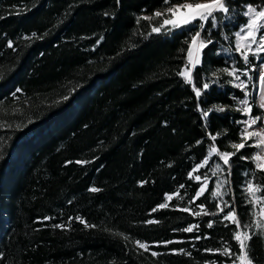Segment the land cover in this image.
Returning <instances> with one entry per match:
<instances>
[{"label":"trees","instance_id":"1","mask_svg":"<svg viewBox=\"0 0 264 264\" xmlns=\"http://www.w3.org/2000/svg\"><path fill=\"white\" fill-rule=\"evenodd\" d=\"M227 3L215 28L205 22L198 43H212L190 67L198 27L153 33L165 16L138 19L164 0H0V264H233L224 250L239 254L236 231L252 235L249 256L264 264L257 146L231 147L241 109L262 113L253 91L264 52L245 63L235 34L247 5L264 0ZM220 152L235 155L225 165ZM229 206L239 229L224 219Z\"/></svg>","mask_w":264,"mask_h":264},{"label":"snow or ice","instance_id":"2","mask_svg":"<svg viewBox=\"0 0 264 264\" xmlns=\"http://www.w3.org/2000/svg\"><path fill=\"white\" fill-rule=\"evenodd\" d=\"M164 4L167 5L164 12L156 11L153 13L152 16H144L140 17L138 19H144V20H152L154 18H158L161 16H165L166 18L163 19L162 23L159 27H153L152 32L153 33H159L161 32L162 28L165 26H170V28H182L187 27L190 25L198 27L199 30H197L194 35L191 36V45L188 48V57L189 62L193 64V66L200 64V58L199 53L208 46V44L212 43V41L209 39L207 41L200 40L199 45L197 46V40L201 38L202 31L205 28V22H208L211 20L212 27H216V13H222L227 14L230 12V7L228 6L227 0H188V2H185V0H164ZM244 16L249 17L247 19L245 25L241 27L240 31L236 32V36L241 41H251V44H257V48L253 55L256 53L264 52V32H261L262 29H264V9L257 10L256 7H254L251 4L247 5V11L243 13ZM199 21L200 23L197 25L196 22ZM245 33L244 35H241V33ZM259 35V40H257V35ZM35 35V34H33ZM251 44H238L236 51L241 53L243 60L245 63L249 61V53L252 52ZM11 46V45H10ZM247 49V50H245ZM194 51L196 53V57L193 60V54ZM223 73H226L228 76L234 77L235 80H240V75L237 73L240 71L238 68L233 67L231 70L229 68L225 67L220 70ZM179 75L185 77V79L191 83L192 81V75L190 70L188 71H182L178 73ZM247 75V73H244ZM215 75V73L213 74ZM259 81L261 84H264V70L260 71ZM209 83H203L202 88L201 87H195L194 91L197 98H199L202 95V89L207 90L209 88ZM236 87L240 88L241 90H244L247 85L242 81L241 83L237 84ZM247 96V93H245ZM65 100L68 99V97H64ZM241 104H248L247 99L241 100ZM261 107H264V104L261 105ZM219 111H224L225 109L223 107L218 108ZM246 114L251 115L252 109L250 106L245 107L241 109ZM209 115L208 111H203V116L207 117ZM258 121H264V117L261 116H253L250 123L248 121H244L243 123L248 125V128H245L243 130L242 134V142L240 143H234L231 145L233 149H235L237 152L241 149H244L246 147L247 141L252 139L253 137H260L264 135V129H261L258 132L249 131L248 129L251 128L253 125H256ZM211 139L213 141L216 140L215 135H211ZM199 143V142H198ZM257 146H264V139L260 140ZM218 150L215 147L210 148V154L212 152H217ZM220 158L223 160L224 164H229V159L232 155H235V153H228V152H220L218 153ZM244 159H247V157H241ZM256 161H264V156L256 155L255 156ZM207 163V161H205ZM204 165H198L197 167H203ZM219 168V165H217ZM256 167L262 171H264V163H257ZM191 176V173L189 174ZM196 180H200V176L195 177ZM183 187V185L181 186ZM91 191L95 192L98 191L96 188H92ZM205 191V188L202 186L199 191L196 192V196L199 197L203 194ZM248 191H253V186L251 183L248 184ZM218 194V193H216ZM167 199L170 201L172 199V196H167ZM168 205L166 203L160 204L159 208H166ZM153 211H156V209H153ZM183 211H189V209L185 208ZM223 212V209H221ZM261 215H264V209L260 210ZM196 215H199L200 213H195ZM207 214V213H205ZM225 220H232L236 223L237 229L241 228V225L239 221L236 220V215L232 210V207L229 206V211L224 216ZM152 221H149L151 223ZM258 227H264V225H261L258 223ZM55 227H61L60 225H55ZM208 227H212V224L209 223ZM185 232H192L193 228L188 227L183 229ZM239 242V254L236 253H230L229 249L224 250V255H235L236 260L239 261V264H253V259L250 258L249 252H248V244H246L245 241H250L252 239V235L247 232H241L236 231L235 237ZM199 239V237H197ZM138 244H140L139 241H137ZM141 248H146L144 244H140ZM207 251H212L211 249H207ZM152 255H157V253L153 252ZM236 260L233 261V264H236Z\"/></svg>","mask_w":264,"mask_h":264},{"label":"rangeland","instance_id":"3","mask_svg":"<svg viewBox=\"0 0 264 264\" xmlns=\"http://www.w3.org/2000/svg\"><path fill=\"white\" fill-rule=\"evenodd\" d=\"M185 2H188V0H185ZM166 8V7H165ZM165 8L162 10L164 12ZM257 8V7H256ZM264 9V5L260 6L257 8V10H261ZM246 11H247V7H246ZM245 11V12H246ZM247 19H249V17H247ZM245 25V24H244ZM243 25V26H244ZM242 26V27H243ZM241 29V28H240ZM240 31V30H239ZM261 32H264V29L261 30ZM245 33H241V35H244ZM259 33L257 35V40H259ZM243 43V44H251V41H241L237 36H236V47L238 46V44ZM199 45L198 40H197V46ZM257 44H251V48H252V52H255L256 48H257ZM247 50V49H245ZM196 57V53L194 51L193 54V60ZM189 60V57H188ZM188 65L191 67L193 64L190 63L188 61ZM190 70V68H185L183 71H188ZM264 70V61L261 62L257 68H256V82H255V86H254V98H255V105L257 107H259L262 110V113L258 114L257 116H261L264 117V107H261L262 104H264V84H261V82L259 81L258 77H259V73L260 71ZM253 118V116H249L247 115L245 118V121H248L250 123L251 119ZM248 128V125L244 123V128ZM261 129H264V121H258L256 125H253L251 128H249V131H253V132H258ZM254 142L256 144V146L258 145L259 141L264 139V135L260 136V137H253ZM210 153V152H209ZM256 155H261L264 156V146H257L256 151H255V156ZM205 162V160H203V163ZM257 163H264V161H256ZM200 185L197 188V191L200 190V188L203 186L205 188L206 186V180H200ZM252 199H253V204H254V209H255V213H256V217H257V222L261 225H264V215H261L260 210L264 209V200H259L256 198L255 195H252ZM264 230V227H262Z\"/></svg>","mask_w":264,"mask_h":264}]
</instances>
